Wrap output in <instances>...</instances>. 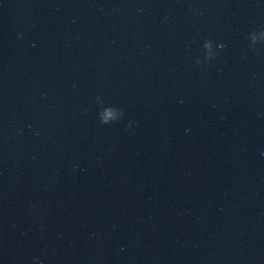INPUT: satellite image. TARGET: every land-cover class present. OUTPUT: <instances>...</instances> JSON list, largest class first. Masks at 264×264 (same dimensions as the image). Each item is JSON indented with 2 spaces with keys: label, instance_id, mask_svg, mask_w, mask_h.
<instances>
[{
  "label": "water",
  "instance_id": "95a60500",
  "mask_svg": "<svg viewBox=\"0 0 264 264\" xmlns=\"http://www.w3.org/2000/svg\"><path fill=\"white\" fill-rule=\"evenodd\" d=\"M261 30L264 0H0V264H264Z\"/></svg>",
  "mask_w": 264,
  "mask_h": 264
},
{
  "label": "clouds",
  "instance_id": "9594fccd",
  "mask_svg": "<svg viewBox=\"0 0 264 264\" xmlns=\"http://www.w3.org/2000/svg\"><path fill=\"white\" fill-rule=\"evenodd\" d=\"M250 40L252 41V46L254 47L255 44H257L260 41H264V30H261L259 33L253 32L250 34ZM204 49L206 50V55L204 57V60L206 62H210L214 57L217 55L216 52H213V42L209 39L204 42L203 45ZM221 48L224 47V45H220ZM197 64L201 63L199 59H197ZM123 117V110L117 109V108H106L103 110V112L100 113L101 116V123L108 124L110 120H116L117 116ZM127 131V129H125Z\"/></svg>",
  "mask_w": 264,
  "mask_h": 264
}]
</instances>
